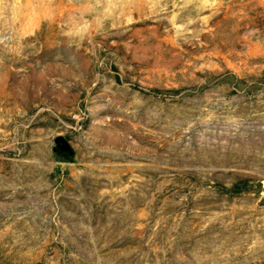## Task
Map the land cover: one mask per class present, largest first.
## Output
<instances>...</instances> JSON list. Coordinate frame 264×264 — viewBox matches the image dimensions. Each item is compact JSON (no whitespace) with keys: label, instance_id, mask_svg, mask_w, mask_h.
<instances>
[{"label":"rangeland","instance_id":"374dc122","mask_svg":"<svg viewBox=\"0 0 264 264\" xmlns=\"http://www.w3.org/2000/svg\"><path fill=\"white\" fill-rule=\"evenodd\" d=\"M0 264H264V0H0Z\"/></svg>","mask_w":264,"mask_h":264},{"label":"water","instance_id":"95a60500","mask_svg":"<svg viewBox=\"0 0 264 264\" xmlns=\"http://www.w3.org/2000/svg\"><path fill=\"white\" fill-rule=\"evenodd\" d=\"M57 145H58V148L62 151V152H64V153H66V152H68L69 151V145H68V143L64 140V139H58L57 140Z\"/></svg>","mask_w":264,"mask_h":264},{"label":"trees","instance_id":"16d2710c","mask_svg":"<svg viewBox=\"0 0 264 264\" xmlns=\"http://www.w3.org/2000/svg\"><path fill=\"white\" fill-rule=\"evenodd\" d=\"M242 185H236V186H234L233 188H232V190H231V192L232 193H240V192H242L243 190H245V189H243L242 187H241Z\"/></svg>","mask_w":264,"mask_h":264}]
</instances>
